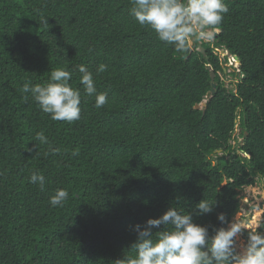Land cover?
<instances>
[{"label":"trees","instance_id":"1","mask_svg":"<svg viewBox=\"0 0 264 264\" xmlns=\"http://www.w3.org/2000/svg\"><path fill=\"white\" fill-rule=\"evenodd\" d=\"M225 3L219 34L187 54L137 24L130 0H0V264H115L135 255L130 226L169 207L205 199L214 211L193 220L217 228L219 213H239V192L264 184V0ZM218 48L240 63L230 88ZM81 64L107 93L101 108L84 94ZM57 68L81 93L78 121L51 120L22 92ZM56 189L69 198L52 208Z\"/></svg>","mask_w":264,"mask_h":264},{"label":"clouds","instance_id":"2","mask_svg":"<svg viewBox=\"0 0 264 264\" xmlns=\"http://www.w3.org/2000/svg\"><path fill=\"white\" fill-rule=\"evenodd\" d=\"M130 4L129 15L135 22L154 32L160 42L172 46L177 52L185 51L196 42L212 40L219 34V25L229 12L225 0H130ZM41 23L48 25V19L41 17ZM220 50L226 53L222 59ZM214 53L222 62L229 56L237 64L236 74L239 73L238 58L230 56L224 49H215ZM106 70L107 65H99L97 75ZM78 72L84 94L95 97L96 108L103 107L107 103V93L97 92L93 73L83 64L78 66ZM71 79L70 71L57 68L50 72L48 82L32 85L28 81L22 92L30 94L42 113L48 114L51 120L72 123L81 119V93L70 85ZM23 99L27 100L28 96ZM35 139L41 145H48L52 154L59 152L49 144L43 132H38ZM73 155L78 153L73 152ZM29 183L44 190L45 177L33 172ZM68 198L66 189H56L48 203L52 208L63 207ZM214 207L204 199L192 211L169 207L159 218L130 226L136 234L131 245L135 255L116 260L115 264H264V231L254 230L247 234L246 240H240L242 225L234 219L229 220L224 213L216 217L221 225L218 228L194 222V216L211 214ZM161 226L162 230L154 231Z\"/></svg>","mask_w":264,"mask_h":264},{"label":"rangeland","instance_id":"3","mask_svg":"<svg viewBox=\"0 0 264 264\" xmlns=\"http://www.w3.org/2000/svg\"><path fill=\"white\" fill-rule=\"evenodd\" d=\"M219 51L221 59L224 58L226 53ZM226 67V76L221 78L224 80L228 88L232 87V81L234 78L231 76L233 72L237 73L236 66L237 64L227 56ZM233 64L234 67L231 65ZM239 131L235 132V138L237 137L239 142L242 141L238 137ZM238 198L240 199L241 209L239 213L233 218L236 222L240 223L242 227V233L240 234V240H246L244 232H252L258 230L264 221V184L260 181L256 183L255 186L247 187L244 190L239 192Z\"/></svg>","mask_w":264,"mask_h":264},{"label":"water","instance_id":"4","mask_svg":"<svg viewBox=\"0 0 264 264\" xmlns=\"http://www.w3.org/2000/svg\"><path fill=\"white\" fill-rule=\"evenodd\" d=\"M230 1H234V0H230ZM192 47V46H191ZM191 47H189L187 50H186V53L189 54L190 53V50H191ZM201 53L204 54V50L201 49ZM237 59V57H235ZM215 78V75L213 73H211V80L213 81ZM215 87L216 85L214 83H212V90L206 95V99H209L211 96L214 95L215 93ZM206 107V103H202L201 105H198L195 107V110H200V109H204Z\"/></svg>","mask_w":264,"mask_h":264},{"label":"built area","instance_id":"5","mask_svg":"<svg viewBox=\"0 0 264 264\" xmlns=\"http://www.w3.org/2000/svg\"><path fill=\"white\" fill-rule=\"evenodd\" d=\"M209 41H211V40H209ZM209 41H204V42H209Z\"/></svg>","mask_w":264,"mask_h":264}]
</instances>
